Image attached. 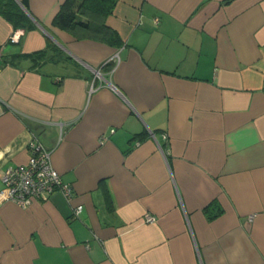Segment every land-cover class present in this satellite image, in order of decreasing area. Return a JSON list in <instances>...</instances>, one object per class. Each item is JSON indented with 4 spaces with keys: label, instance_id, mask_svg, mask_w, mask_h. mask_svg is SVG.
Segmentation results:
<instances>
[{
    "label": "crops",
    "instance_id": "0c3cea01",
    "mask_svg": "<svg viewBox=\"0 0 264 264\" xmlns=\"http://www.w3.org/2000/svg\"><path fill=\"white\" fill-rule=\"evenodd\" d=\"M22 1L0 0V176L36 140L73 197L0 201V264H264V0H116L101 40Z\"/></svg>",
    "mask_w": 264,
    "mask_h": 264
},
{
    "label": "built area",
    "instance_id": "2783aa9c",
    "mask_svg": "<svg viewBox=\"0 0 264 264\" xmlns=\"http://www.w3.org/2000/svg\"><path fill=\"white\" fill-rule=\"evenodd\" d=\"M19 33L11 34L9 41L17 42ZM3 100L0 98V113L2 112ZM29 155L23 165L9 166L1 174L3 187L0 189V201L12 200L19 206L26 208L33 198L44 194L59 191L66 200H71L73 195L72 186L65 183L60 173L53 167L51 162V150L42 146L38 141L31 140L28 144ZM82 209L81 204L73 207V215L78 216ZM155 217L145 214V222H153Z\"/></svg>",
    "mask_w": 264,
    "mask_h": 264
},
{
    "label": "trees",
    "instance_id": "16d2710c",
    "mask_svg": "<svg viewBox=\"0 0 264 264\" xmlns=\"http://www.w3.org/2000/svg\"><path fill=\"white\" fill-rule=\"evenodd\" d=\"M116 0H64L55 14L52 24L77 38L105 39L110 32L105 24L106 17L112 12ZM26 6V0L22 1ZM3 14L18 25L22 13ZM13 14V15H11ZM44 51H37L28 56L34 58Z\"/></svg>",
    "mask_w": 264,
    "mask_h": 264
}]
</instances>
